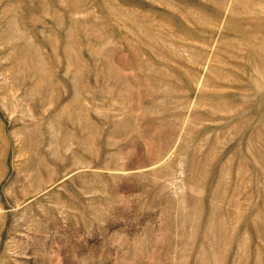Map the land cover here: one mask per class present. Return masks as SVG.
I'll use <instances>...</instances> for the list:
<instances>
[{
    "label": "rangeland",
    "instance_id": "rangeland-1",
    "mask_svg": "<svg viewBox=\"0 0 264 264\" xmlns=\"http://www.w3.org/2000/svg\"><path fill=\"white\" fill-rule=\"evenodd\" d=\"M0 264H264V0H0Z\"/></svg>",
    "mask_w": 264,
    "mask_h": 264
}]
</instances>
